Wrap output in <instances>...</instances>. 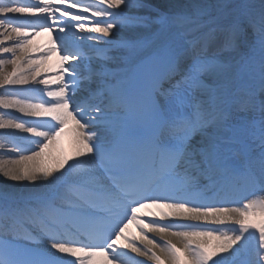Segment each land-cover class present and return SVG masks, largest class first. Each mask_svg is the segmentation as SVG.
<instances>
[{"label":"bare ground","instance_id":"obj_1","mask_svg":"<svg viewBox=\"0 0 264 264\" xmlns=\"http://www.w3.org/2000/svg\"><path fill=\"white\" fill-rule=\"evenodd\" d=\"M127 7L132 12L150 14H159L163 12V14L172 16L171 23L165 28L150 23L144 26H128L130 25L128 24L127 27L125 26L122 28L110 26L112 29L110 38H129L131 40L135 38L143 39L137 47L134 46L133 49H128L127 51L130 53L140 51V55L157 49L165 44L176 45L179 50L182 48L186 49L189 41H191L190 38L192 35H196V38L199 37V41L196 43L197 48L198 46H202V48L204 46H209V43H205L208 42L209 39L205 35L209 24L224 19H229L231 21L243 19L242 22L245 24L247 32L246 40H240L238 48L231 44L226 46L223 52L225 55H217V58L225 63L218 66V69H208V72L206 70L205 76L202 77V79L200 78L202 81L206 79L205 83H201L196 87L197 94L199 96L201 95V98L205 96V102L209 109L213 108L211 107L212 104L209 105L208 103L210 102L209 100H212L213 103L221 102L220 106H216L217 108L226 106L224 111L228 109L229 111L232 110V108H229V105L233 97V86L230 90H228V88L230 85L236 84V75L244 73V70H242V72L240 70L241 66L239 62L241 63V61L248 60L255 62L254 66L257 73L258 70H260L258 67L259 61L264 59V41L259 39L264 36V0H137L134 4L128 3ZM251 9H254V12ZM250 12H253L256 24L247 20V15H249L248 13ZM6 14L11 15L13 13L11 11H6L4 8H0V85L25 84L27 80H31L33 75L27 73L20 74L22 73V69L28 66L27 63L23 62L22 55H17L12 60L2 55V52L8 51L10 47L18 48L19 44L17 41H14L13 35L9 30L10 25L3 18ZM180 14L181 17L184 18L181 19V17L179 18L177 16ZM257 24H259V29H263L261 33L259 29H256ZM79 28L82 29L83 27L79 26ZM85 32L90 34V31ZM234 40L235 38L231 41L233 42ZM179 43H185V46L181 47ZM110 45L113 46L111 51L107 53V56L102 57V61H107V63L102 64V66L97 69L96 73L98 75H103L105 78L113 79L121 75L122 71L128 66L122 64L125 61L121 58L124 49H120L119 41L115 39ZM32 47H36L35 50L37 51L45 50L44 47H41L38 43L35 45L27 44L21 46V49H30ZM245 49L246 57L242 55ZM47 52L48 53L44 56L50 62L58 63L56 54L48 50ZM235 59L238 60L236 61L237 63H235ZM18 60L21 61L19 62ZM43 63L46 64V61L44 60ZM69 69L73 74L79 76L77 71L78 67L75 63H70ZM81 73L86 77H96V74L92 73L90 68H85ZM240 86H242V84H240ZM81 87L92 92L86 83H81ZM60 88L63 89L61 86ZM220 92L224 94L220 95ZM2 93V89L0 88V107L10 108L2 99ZM257 96L260 97L261 103L263 104L262 108H260V112L264 114V94L260 91ZM91 99L95 101H89L87 103L88 108L95 107L96 109H100L99 105L104 104L101 98L93 97ZM225 100H227V102L224 103ZM243 107L245 108H242L244 109L243 111L247 114L254 111L249 105L248 107ZM84 116L86 120H90L85 114ZM218 116L220 117L222 115L219 114ZM226 117H231V113ZM82 128L83 127L75 121L74 127L68 131V134H65V136L69 138L68 155L71 161L62 157L57 149L58 143L56 139L51 138L50 143L47 144V138L49 137L48 133H46L44 137L38 138L37 142H33V146L29 150L36 149L28 155H21L7 143H4L0 137V201L4 199L3 197H15L14 199H17V197L34 195L45 191L50 187L53 181L69 167V165L73 167L71 170L72 176L94 180L95 177H97V173L94 171L93 161L88 155L89 147L87 148V144L102 140L103 135H98L96 133L98 128L92 125L88 126L91 134L86 131L84 132ZM0 131L27 133V131L20 129L14 123L4 119L1 113ZM200 131V133L190 132L188 133L190 135L188 137L201 143L202 146H205L208 142H224L230 144L228 140L224 139V135L221 133L222 130L217 127L215 121L203 126ZM44 144L47 147L46 150H42V145ZM190 152L199 155L195 151V148L190 149ZM44 155H46V158ZM182 200L187 201L188 204L186 206L176 204L161 205L158 208L159 214L163 216L169 215L173 219L205 218L213 220L214 222L250 219V223H256L255 215L244 213L243 209L237 207L214 208L211 209V211H207L202 208L204 205L202 202L196 203L195 200H188L185 197L182 198ZM191 204H194L195 208H191ZM19 205L23 206L26 205V203H20ZM263 222L264 220L260 218L258 220V226H261ZM256 234L257 232L254 231L249 234L234 235L231 240H228L210 233H197L183 229L172 230L158 227H146L145 233H139L137 237V241L140 239L139 244L136 245V242L130 245L132 248L134 246V248L138 249L149 258L152 257L153 251L155 250L156 253L160 254L161 258L174 262L175 259H173L174 256L172 252L166 247L170 242H173L185 248L186 259L190 264H197L195 259L198 257V253L188 247L189 241L192 240V242L206 245L209 248V256L213 264H264V244H257L262 236L257 237ZM232 245H234V247ZM257 250L260 252H257ZM245 253H248V258L245 260L240 259L239 257ZM65 254L72 255L74 253L65 252ZM248 259H250V262Z\"/></svg>","mask_w":264,"mask_h":264},{"label":"rangeland","instance_id":"obj_2","mask_svg":"<svg viewBox=\"0 0 264 264\" xmlns=\"http://www.w3.org/2000/svg\"><path fill=\"white\" fill-rule=\"evenodd\" d=\"M251 64V62H249ZM246 67L249 69V65L247 64ZM262 70H264V64H262V67H260Z\"/></svg>","mask_w":264,"mask_h":264}]
</instances>
